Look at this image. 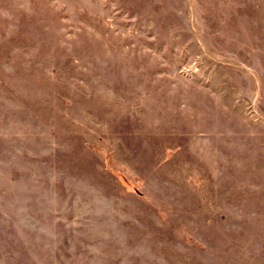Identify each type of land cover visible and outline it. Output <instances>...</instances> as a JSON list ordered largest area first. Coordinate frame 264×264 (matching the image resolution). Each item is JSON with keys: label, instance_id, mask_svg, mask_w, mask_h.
Here are the masks:
<instances>
[{"label": "rangeland", "instance_id": "374dc122", "mask_svg": "<svg viewBox=\"0 0 264 264\" xmlns=\"http://www.w3.org/2000/svg\"><path fill=\"white\" fill-rule=\"evenodd\" d=\"M0 264H264V0H0Z\"/></svg>", "mask_w": 264, "mask_h": 264}]
</instances>
